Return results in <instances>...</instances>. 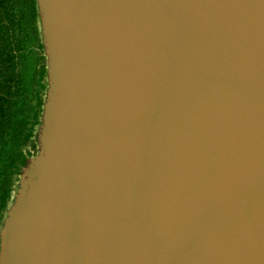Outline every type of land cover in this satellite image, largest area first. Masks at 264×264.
<instances>
[{"label":"water","instance_id":"1","mask_svg":"<svg viewBox=\"0 0 264 264\" xmlns=\"http://www.w3.org/2000/svg\"><path fill=\"white\" fill-rule=\"evenodd\" d=\"M40 153L0 264H264V0H35Z\"/></svg>","mask_w":264,"mask_h":264},{"label":"rangeland","instance_id":"2","mask_svg":"<svg viewBox=\"0 0 264 264\" xmlns=\"http://www.w3.org/2000/svg\"><path fill=\"white\" fill-rule=\"evenodd\" d=\"M7 14L2 18L1 42L8 32V41H12L13 32L15 56L13 58L14 79L17 85L12 90L13 100L8 114L6 134L0 139V188L9 187V197L3 203L0 200V234L8 211L14 204L21 187L22 172L30 160H35L40 153L39 130L42 121L39 103L44 101L49 88L47 77V54L43 44V32L38 8L32 10L28 0H6ZM12 20V22H9ZM16 66H15V65ZM40 114V116H39ZM21 154L27 162L14 173ZM7 181L5 186L2 183ZM9 181V182H8ZM1 243V236H0Z\"/></svg>","mask_w":264,"mask_h":264},{"label":"trees","instance_id":"3","mask_svg":"<svg viewBox=\"0 0 264 264\" xmlns=\"http://www.w3.org/2000/svg\"><path fill=\"white\" fill-rule=\"evenodd\" d=\"M6 0H0V31L2 30V18L4 16H8L7 12V5L5 4ZM29 4L32 8V10L36 11L35 8V0H28ZM9 22H12V20H9ZM2 32V31H1ZM10 34L8 32L6 33L4 40H6L4 43L1 42V39L3 37H0V139L3 135L6 134V130L8 128V122L10 116L8 114V111L10 109V105L13 100V94L12 90L17 85L16 80L14 79V68H13V58H16L15 56V46L14 41L16 40L17 36L13 32L12 41H8L7 38ZM15 65V64H14ZM16 66V65H15ZM42 101L39 103V105H42ZM42 108H40V114H41ZM39 114V116H40ZM9 117V119H8ZM27 160L24 155L21 154V158L19 161V165L15 164L14 167V173H19V167L24 166L26 164ZM9 182V181H8ZM7 181L2 183V186H5ZM8 184V183H7ZM9 187L0 188V200L5 203L7 198L9 197Z\"/></svg>","mask_w":264,"mask_h":264}]
</instances>
